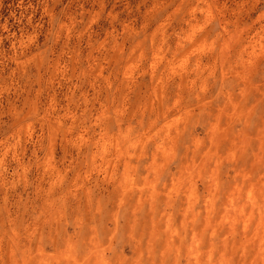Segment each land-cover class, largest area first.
<instances>
[{
	"label": "clouds",
	"instance_id": "obj_1",
	"mask_svg": "<svg viewBox=\"0 0 264 264\" xmlns=\"http://www.w3.org/2000/svg\"><path fill=\"white\" fill-rule=\"evenodd\" d=\"M0 264H264V0H0Z\"/></svg>",
	"mask_w": 264,
	"mask_h": 264
}]
</instances>
